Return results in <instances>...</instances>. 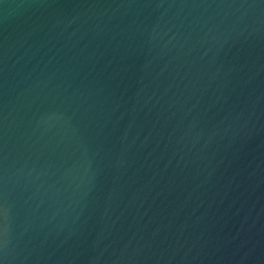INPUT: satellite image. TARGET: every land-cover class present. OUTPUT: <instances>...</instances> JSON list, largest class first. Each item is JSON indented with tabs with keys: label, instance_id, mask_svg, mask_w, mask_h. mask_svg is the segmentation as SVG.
<instances>
[{
	"label": "water",
	"instance_id": "95a60500",
	"mask_svg": "<svg viewBox=\"0 0 264 264\" xmlns=\"http://www.w3.org/2000/svg\"><path fill=\"white\" fill-rule=\"evenodd\" d=\"M0 264H264V0H0Z\"/></svg>",
	"mask_w": 264,
	"mask_h": 264
}]
</instances>
